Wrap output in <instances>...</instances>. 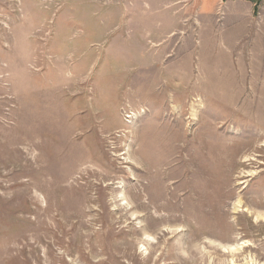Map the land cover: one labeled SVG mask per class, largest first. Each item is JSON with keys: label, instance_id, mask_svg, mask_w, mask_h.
Returning <instances> with one entry per match:
<instances>
[{"label": "rangeland", "instance_id": "obj_1", "mask_svg": "<svg viewBox=\"0 0 264 264\" xmlns=\"http://www.w3.org/2000/svg\"><path fill=\"white\" fill-rule=\"evenodd\" d=\"M171 11L0 0V264H264V30Z\"/></svg>", "mask_w": 264, "mask_h": 264}, {"label": "crops", "instance_id": "obj_2", "mask_svg": "<svg viewBox=\"0 0 264 264\" xmlns=\"http://www.w3.org/2000/svg\"><path fill=\"white\" fill-rule=\"evenodd\" d=\"M145 9H172L167 13L171 30L178 26L181 15L193 13L198 9L197 14L208 15L210 26L207 33L212 37V30L217 27L225 28L227 33L237 29L243 30L236 34L235 44L246 41V46L252 49L254 44H258V35L264 30V0H143ZM219 21H215V16ZM229 16L231 18H229ZM224 18L231 20V27L224 22ZM251 32L250 36L246 32ZM207 34V35H208ZM208 35V36H209ZM245 38V39H244ZM211 39V38H210ZM238 41V42H237ZM250 49V51H251ZM252 52V51H251Z\"/></svg>", "mask_w": 264, "mask_h": 264}, {"label": "bare ground", "instance_id": "obj_3", "mask_svg": "<svg viewBox=\"0 0 264 264\" xmlns=\"http://www.w3.org/2000/svg\"><path fill=\"white\" fill-rule=\"evenodd\" d=\"M159 165H161V163ZM170 194H175V193H174V191H171ZM260 215L264 217V213H260ZM146 238H147V240L150 239L149 235L146 236ZM248 245H249L248 241L247 242H241L240 244H235V245L231 244V245H228V246H223V250L235 253V252L239 251L242 247L248 246ZM250 260H252V259H250ZM231 264H236L233 259L231 260ZM251 264H253V263L251 262Z\"/></svg>", "mask_w": 264, "mask_h": 264}]
</instances>
